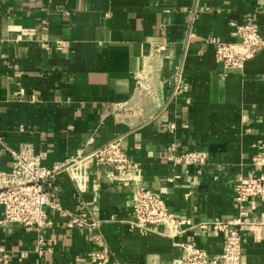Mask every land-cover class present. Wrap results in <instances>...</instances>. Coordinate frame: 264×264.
<instances>
[{
    "label": "crops",
    "instance_id": "1",
    "mask_svg": "<svg viewBox=\"0 0 264 264\" xmlns=\"http://www.w3.org/2000/svg\"><path fill=\"white\" fill-rule=\"evenodd\" d=\"M245 23L264 38V0H0V173L25 145L51 167L121 137L132 161L127 182L96 168L86 182L59 176L43 229L4 224L0 208L3 264H97L94 252L105 264H173L185 242L220 256L222 235L195 227L237 217L240 177L264 171L253 163L264 154V47L235 69L215 56ZM161 42L168 57H150ZM172 144L206 150L209 163L172 164ZM137 185L164 197L181 234L131 226ZM247 206L264 223V200ZM77 218L97 228L69 227ZM242 264H264V230L246 233Z\"/></svg>",
    "mask_w": 264,
    "mask_h": 264
},
{
    "label": "built area",
    "instance_id": "2",
    "mask_svg": "<svg viewBox=\"0 0 264 264\" xmlns=\"http://www.w3.org/2000/svg\"><path fill=\"white\" fill-rule=\"evenodd\" d=\"M191 19H195L198 9L190 11ZM239 41L236 43H217L216 61L225 69L242 67L264 47V38L257 25L245 23L236 27ZM187 35V41L190 39ZM150 57H168L165 52L168 45L164 42L151 46ZM180 75V72H179ZM138 86L144 88L143 81ZM149 85V84H148ZM149 87L145 92H150ZM175 129V125L171 126ZM14 159L10 173H0V208L4 211L3 223H17L28 228L43 229L49 224V208H58L59 204L50 197V190L59 176H68L73 182H86L93 169H105L113 182L131 180L129 169L131 158L122 148V138L118 137L108 144L86 153L80 149L77 153L51 167L43 164V156L35 152L31 145H25L11 152ZM169 160L174 165L203 167L209 163L210 156L206 150L179 151L175 144L171 145ZM254 165L264 166V154L253 159ZM235 201L239 208L237 217L221 221L200 223L196 231L212 229L222 235L224 250L220 256H210L193 242L180 244L182 255L173 264H242L243 241L248 231L259 234L264 230L263 222L248 221L255 207L247 206L250 200H264V171L249 176H241L235 189ZM133 219L130 224L152 233H161L175 237L182 233L181 221L169 210L164 197L150 189L137 185L132 195ZM86 225L91 230L97 228L96 222L72 219L69 227ZM97 264H105L107 256L100 252L92 254ZM5 262L0 258V264Z\"/></svg>",
    "mask_w": 264,
    "mask_h": 264
}]
</instances>
